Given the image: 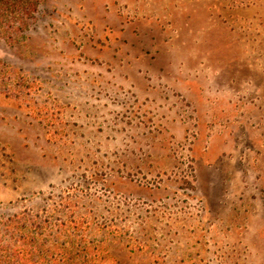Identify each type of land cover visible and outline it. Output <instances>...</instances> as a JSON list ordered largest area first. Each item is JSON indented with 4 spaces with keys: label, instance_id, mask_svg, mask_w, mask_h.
<instances>
[{
    "label": "rangeland",
    "instance_id": "1",
    "mask_svg": "<svg viewBox=\"0 0 264 264\" xmlns=\"http://www.w3.org/2000/svg\"><path fill=\"white\" fill-rule=\"evenodd\" d=\"M0 64L1 242L26 209L92 264H264V0H42Z\"/></svg>",
    "mask_w": 264,
    "mask_h": 264
},
{
    "label": "trees",
    "instance_id": "2",
    "mask_svg": "<svg viewBox=\"0 0 264 264\" xmlns=\"http://www.w3.org/2000/svg\"><path fill=\"white\" fill-rule=\"evenodd\" d=\"M42 0H0V32H7L8 42L14 41L16 33L26 28L27 22L34 18L37 6ZM5 64H0V94L15 101L25 100L31 86L16 82L18 73ZM13 207V203H7ZM40 214H30L26 209L13 213L3 223L2 236L9 240H0V264H92L93 259L87 254V247L70 245L57 247L55 242L46 245V239L39 241L44 230L45 219L39 220ZM38 220L40 222H38ZM65 229L72 228L75 234V221L60 223ZM62 229V228H60ZM62 230H60L61 232Z\"/></svg>",
    "mask_w": 264,
    "mask_h": 264
}]
</instances>
